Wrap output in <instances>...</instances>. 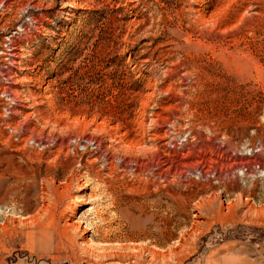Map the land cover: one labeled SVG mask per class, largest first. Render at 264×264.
Masks as SVG:
<instances>
[{
	"label": "rangeland",
	"instance_id": "obj_1",
	"mask_svg": "<svg viewBox=\"0 0 264 264\" xmlns=\"http://www.w3.org/2000/svg\"><path fill=\"white\" fill-rule=\"evenodd\" d=\"M0 211V264L264 258V0H0Z\"/></svg>",
	"mask_w": 264,
	"mask_h": 264
},
{
	"label": "bare ground",
	"instance_id": "obj_2",
	"mask_svg": "<svg viewBox=\"0 0 264 264\" xmlns=\"http://www.w3.org/2000/svg\"><path fill=\"white\" fill-rule=\"evenodd\" d=\"M16 35V34H15ZM12 39V38H11ZM11 42H13V41H11L10 40V43ZM7 43V42H6ZM9 49V47H7V50ZM4 51V50H3ZM6 56V55H5ZM4 59V58H3ZM85 142H87V141H85ZM41 143V142H40ZM89 143V142H88ZM88 143H86V144H88ZM86 144L83 146L84 147V149L87 147L86 146ZM98 145V144H97ZM98 147V146H97ZM166 147V146H165ZM155 150V148L154 147H150L149 148V152L151 153L152 152V150ZM74 151V150H73ZM96 151H97V149H96ZM48 152V151H47ZM148 153V152H147ZM96 158V157H95ZM99 158V157H98ZM97 161V160H96ZM107 162H109V161H107ZM104 163V162H103ZM105 167V166H104ZM159 167V166H158ZM146 168V169H145ZM145 168H143V171H137L135 168V170L137 171V173H141L142 175H145V179H144V181H148V179H150L151 178V176H152V174H154L153 172H152V170H151V164H147L146 165V167ZM138 169V168H137ZM145 169V170H144ZM154 169V168H153ZM141 170V169H140ZM133 175V174H132ZM213 176V173H208L207 174V176ZM153 176H155L156 177V179H159V180H161L163 177L161 176V174L160 173H158V174H155V175H153ZM214 177V176H213ZM217 180V182L219 181L218 179H216ZM151 181V180H150ZM149 182H147V185H149L150 186V184H148ZM165 185V184H164ZM153 186V185H152ZM155 186V185H154ZM214 198H212V199H214L215 201H213L212 199H211V197L209 198V199H207L206 200V202H205V204H206V208H207V210L209 211V212H211L212 214H213V217H215V218H217L218 220H220V221H224V220H226L227 219V215H226V213H224L223 211H222V209H220V207L221 206H219V209L217 208L218 207V205L216 206V204H215V202H216V197L217 196H213ZM241 200V199H240ZM244 200V199H243ZM242 200V202H244V203H246V201H247V199L246 200H244L243 201ZM219 202V201H218ZM217 202V203H218ZM221 202V201H220ZM230 203V202H229ZM248 203V202H247ZM236 203H233L232 205H231V207L229 208L228 206H225L226 208L228 207V210L230 209H233L236 205H235ZM200 206H203V205H200ZM250 207V206H249ZM13 208V207H12ZM15 209V208H14ZM250 209H251V211L254 213V212H258L259 210H254V208H252V207H250ZM232 211V210H231ZM231 211H229V213L231 212ZM228 213V214H229ZM253 213H251V214H253ZM4 213H3V211H0V215H3ZM75 214V211H74V209L72 210V211H70V213H68L67 214V216L64 218V219H62V221H63V224H61V225H59L58 226V228H57V236H59V238H60V236L62 235V234H66L67 236H68V234L69 235H71L72 237H70V241H72L73 239H74V236L75 235H77L78 236V234L79 235H83L85 232H86V228H84V229H82L80 226H79V224H77V222L75 223V222H73V221H71V219H69V218H71V216H73ZM210 216H211V214H210ZM194 217L197 219V218H199V216L198 215H194ZM6 220H7V218H6ZM212 221V218H211V220H210V222ZM196 222V221H195ZM206 223V222H205ZM204 225H206V224H204ZM208 225V224H207ZM10 226H12V222H11V224H7V221L4 223L3 222V224H1L0 225V235L1 236H4V235H6L8 232H10L9 230H10ZM25 226V225H24ZM198 226V225H197ZM43 227V226H42ZM194 229V228H193ZM25 231V230H24ZM61 234V235H60ZM49 235V234H48ZM46 236V235H45ZM82 237V236H81ZM45 240V239H44ZM88 240V239H87ZM86 241V240H85ZM75 242V241H74ZM182 242H183V236L182 237H180L179 238V240L178 241H175L174 243L176 244V245H179V246H171L170 247V249H169V252L170 253H172V254H174L176 257L182 252V246H180L181 244H182ZM73 244H76V243H73ZM73 246V245H72ZM78 247V246H77ZM90 247L91 246H85V247H83V248H81V250H85L86 251V253L88 254V249L90 250ZM57 248V247H56ZM107 248V247H106ZM106 248H105V250H106ZM113 249H114V247H112ZM104 249V248H103ZM122 249V248H121ZM178 249V250H177ZM74 250H75V248H74ZM92 250V249H91ZM95 250V249H94ZM110 250H111V247H110ZM135 250V252H136V256L134 255V256H132V257H134V259H136V258H142L143 257V255L144 254H146V255H149L150 257H151V259H152V261H160L161 259H163V258H166L167 257V254L169 253L168 251H164L165 253H160L159 251L160 250H156V248L155 247H148V246H143V247H141V248H135L134 249ZM177 250V251H176ZM78 251V250H77ZM120 257V256H119ZM125 257V256H124ZM131 257V256H130ZM132 257H131V259H132ZM95 258H96V256H95ZM98 258V257H97ZM99 259V258H98ZM121 259V258H120ZM136 262V261H135ZM137 264L139 263V260H137V262H136ZM116 264H119V263H116ZM141 264H142V262H141Z\"/></svg>",
	"mask_w": 264,
	"mask_h": 264
},
{
	"label": "crops",
	"instance_id": "obj_3",
	"mask_svg": "<svg viewBox=\"0 0 264 264\" xmlns=\"http://www.w3.org/2000/svg\"><path fill=\"white\" fill-rule=\"evenodd\" d=\"M29 233L31 234L30 240L33 239V241H35L34 244L38 242L42 244V246H44V247H32L31 245L32 248H29L28 250L30 255L37 256L40 258L49 256V252L51 250L50 235L44 232H40V233L29 232ZM236 246L239 247L220 253L212 263H207V264H264V258L263 256L260 255L259 251L257 250V247H252L249 244H240ZM53 247L56 250L55 244ZM189 264H198V263L192 262Z\"/></svg>",
	"mask_w": 264,
	"mask_h": 264
}]
</instances>
